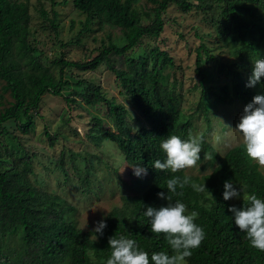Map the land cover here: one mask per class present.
Listing matches in <instances>:
<instances>
[{
  "label": "trees",
  "instance_id": "1",
  "mask_svg": "<svg viewBox=\"0 0 264 264\" xmlns=\"http://www.w3.org/2000/svg\"><path fill=\"white\" fill-rule=\"evenodd\" d=\"M135 1L72 0L75 9L86 12L87 23L110 24L123 34L119 39L111 37L90 60L55 57L47 64L31 41L30 1L0 0V264H104L111 251L109 237L119 234L137 239L149 254L167 249L163 234L152 233L149 220L142 213L147 205L159 207L168 203L157 195L167 191L168 178L189 175L183 170L172 173L155 169L152 164L156 159H164L159 147L161 139L169 134L187 138L196 133L200 116L206 124L201 132V161L208 153L213 170L202 177H190L196 183L205 182L214 197L207 190L196 192L191 186L178 189L182 195L172 194L173 200L180 199L189 211L199 213L196 223L206 233L187 261L264 264V251L249 244L228 210L229 205L242 207V196L225 201L222 195L224 182L233 180L235 187L242 185L246 192L264 197V174L246 154L244 142L222 154L207 140L214 128L218 104L244 101L247 105L256 96L255 88L246 86V76L250 77L254 61L264 57V0H219L225 7L216 13L219 15L212 23H218L220 51L213 52L206 43L197 48L195 69L199 78L189 97L175 87L176 82L170 81L173 57L151 39L163 33L165 12L172 4L180 8L181 15L193 9L212 10L215 5L207 0H152L155 6L142 11ZM42 13L48 15L44 9ZM146 20L150 22L145 23ZM111 55L121 57L123 66L112 65L108 60ZM105 63L116 76L122 99L109 97L103 85L94 79L77 76L75 84L70 77L65 79L66 70L95 71ZM54 66L59 68L60 77H56ZM223 79L231 81L223 86ZM216 80L218 84L214 85ZM69 84L74 88V96L63 93ZM258 85L264 90V85L255 86ZM46 94L64 96L69 103H78L88 110V142L100 145L107 138L116 143L126 161L147 169L146 175L135 179L134 184L119 177L120 187L133 188L134 193H124L122 206H116L104 218L107 227L103 235L79 228L74 217L76 206L55 191L40 189L33 156L25 145L19 147L20 137H15V130L24 134L36 131L35 117ZM189 99L191 105L187 108L185 103ZM43 133L51 144L62 138L52 134L47 125ZM66 149L70 151V165L65 162ZM88 154L81 157L84 165L80 167L76 152L64 147L58 159L62 177L59 178L68 182L76 175L90 192L97 187L102 190L104 184L95 186V180L100 182L103 177L99 169L103 157ZM106 167L107 175L112 176L113 168L109 164ZM15 237L17 243L12 242Z\"/></svg>",
  "mask_w": 264,
  "mask_h": 264
},
{
  "label": "rangeland",
  "instance_id": "2",
  "mask_svg": "<svg viewBox=\"0 0 264 264\" xmlns=\"http://www.w3.org/2000/svg\"><path fill=\"white\" fill-rule=\"evenodd\" d=\"M29 1L32 17L31 41L42 52V59L47 64L51 63V59L55 57L80 61L90 60L99 53L104 43H109L111 37L119 39V36L123 34L120 28L110 24H99L96 21L87 23L86 12L75 9L72 0ZM209 2L215 5L212 10L193 9L186 15H181L180 8L172 4L165 12L163 33L160 37L151 39L152 43L167 50L173 57L175 65L170 68V81L176 82L175 87L188 97L191 94L190 89L196 90L193 86L199 78L195 69L197 48L201 43H206L213 48V52L219 53L220 51L216 34L218 23L213 24L212 19L215 21L219 15L216 13L225 6L224 2L219 0H207V3ZM135 6L139 10L145 11L155 6V3L152 0H136ZM42 9L47 11L48 15H44ZM53 20L58 28L54 27ZM148 22L150 20H146L145 23ZM108 60L116 67L123 66V59L119 56L111 55ZM207 64L206 62V68L208 67ZM53 70L56 72V77H60L59 68L54 66ZM77 76L100 82L108 92L109 97L117 98V100L123 98L120 87L117 85L116 76L106 63L95 71L81 72L72 69L65 72V79L70 77L73 81L72 84L78 80ZM246 77L249 79V76ZM228 81L231 79H223L221 83L224 86ZM213 83L216 85L218 81ZM254 88L256 95L264 94V90H260L259 85L254 86ZM73 90V86L70 87L69 84L63 93L65 96H74ZM229 90L232 92V88ZM222 93L225 95L224 92ZM190 105L189 99L185 106L190 108ZM245 106L244 101H237L220 103L215 108L214 128L207 140L222 154L243 142V136L235 127ZM39 111L40 113L35 117L37 123L35 132L24 134L20 130H15V137L16 135L20 137V139L17 138L18 143H20L19 147H22L21 144L25 145L33 156V167L39 178L37 184L40 189L55 191L68 199L77 208L74 217L79 228L85 231H94L96 222L104 219L116 206H122L124 193H134L133 188L126 190L120 187L121 180L119 177L123 179L122 181L125 180L129 184H134L135 179L146 174L139 177L134 174L133 167L137 165L124 159L115 142L107 138L100 145L94 141L88 142L89 138L86 133L91 126L90 114L78 103H69L64 96L46 94ZM138 119H142V116ZM197 122V132L201 133L206 128L204 118L198 117ZM46 125L52 134L57 133L58 137H62L58 142L54 144L48 142L43 133ZM64 136L67 138L64 139ZM64 147L76 152L75 158L80 167L84 165L81 157L88 156V152L103 157L104 162L101 165L97 162L103 177H100V179L102 178L100 182L95 180V186H98V183L104 184L102 190L97 187L90 192L76 175H74L76 179L68 182L60 179L62 177H60L61 170L58 167V159ZM64 152L65 162L70 165L71 162L68 160L70 151L66 149ZM107 164L113 168V171L111 170L112 176L107 175L109 174ZM258 169L264 174V167L258 166ZM212 170L213 166L209 159L198 161L195 166L183 169L189 176L194 177H202ZM232 200H236V198H232ZM17 241V237L12 239L13 243H17Z\"/></svg>",
  "mask_w": 264,
  "mask_h": 264
},
{
  "label": "clouds",
  "instance_id": "3",
  "mask_svg": "<svg viewBox=\"0 0 264 264\" xmlns=\"http://www.w3.org/2000/svg\"><path fill=\"white\" fill-rule=\"evenodd\" d=\"M262 77L264 57L254 61L246 86L254 87L257 83L264 85ZM235 129L243 136L244 149L248 157L259 167H264V94L254 96L244 107ZM202 141L203 135L200 132L189 134L187 138L169 134L161 139L159 145L164 159H156L152 166L159 170H170L172 173L191 168L201 161ZM204 159H209L206 152ZM133 168L134 174L138 177L147 172L142 165ZM186 186H191L196 192L207 190L213 196L205 182L196 183L187 175L171 176L166 181L167 191L157 193L158 197L167 200L168 203L159 207L147 205L142 213L149 220L150 231L163 234L167 241V249L149 254L137 239L126 234L114 235L109 237L111 251L104 264H188L187 258L201 245L206 233L204 228L196 223L199 213L195 210L189 211L187 205L180 199L173 200L172 194L182 195V191L178 193V189L183 190ZM240 186L237 188L233 180H226L223 199L227 201L242 196L243 206L229 205L228 210L232 214L234 224L245 234L249 244L264 251V197L256 192H246L244 186ZM106 227L107 221L102 218L96 222L94 233L103 235Z\"/></svg>",
  "mask_w": 264,
  "mask_h": 264
}]
</instances>
